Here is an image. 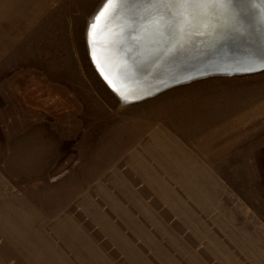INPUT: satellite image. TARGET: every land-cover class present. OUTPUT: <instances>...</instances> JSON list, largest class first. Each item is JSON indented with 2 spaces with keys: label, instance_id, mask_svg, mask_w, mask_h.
<instances>
[{
  "label": "rangeland",
  "instance_id": "374dc122",
  "mask_svg": "<svg viewBox=\"0 0 264 264\" xmlns=\"http://www.w3.org/2000/svg\"><path fill=\"white\" fill-rule=\"evenodd\" d=\"M100 1L63 0L40 28L44 46L24 56L29 62L37 56L62 59L61 84L43 83L56 88L62 104L42 113L29 109L21 120L26 128L44 122L30 130L29 155L24 150L23 161L15 156L9 178L14 197L30 202L29 213L19 219L25 216L31 224L0 225V264L12 245L19 250L17 234H27L26 244L55 245L71 255L102 252L109 264H264V70L200 78L122 105L87 52V20ZM247 110L253 111L246 126L252 136L222 164L231 190L229 208L206 211L190 225L140 227L113 224L102 219V210L86 208V187L146 122L173 121L192 133ZM134 235L143 241H134Z\"/></svg>",
  "mask_w": 264,
  "mask_h": 264
},
{
  "label": "crops",
  "instance_id": "0c3cea01",
  "mask_svg": "<svg viewBox=\"0 0 264 264\" xmlns=\"http://www.w3.org/2000/svg\"><path fill=\"white\" fill-rule=\"evenodd\" d=\"M62 2L0 0L2 226L31 224L25 216L19 219L22 212L31 209L30 202L14 197L13 183L9 178H13L15 156L16 160L23 161L24 150L25 155H29L30 130H39L44 122L24 126L21 120L30 113V107L22 98L29 95L31 87L32 91L43 92V83L47 79L61 84L63 64L60 58L46 61L43 57L32 56L29 62L24 61V56L29 55L28 50H35L32 53L38 54L40 43L43 44L41 47L44 46L40 28ZM47 65L53 68L47 71ZM23 69L42 73L37 75ZM53 89L56 91L55 87ZM252 113V110L232 113L192 133L182 132L173 121L146 122L143 128H137L132 142L125 145L117 158L103 167L100 178L86 184V208L100 209L102 219L125 227L190 225L193 224L190 219L205 217L206 211L229 208L231 190L222 172V164L237 154L242 141L252 136L251 130H246L253 119ZM16 129L21 131L9 135ZM4 130L7 131L3 134L1 131ZM26 236H15L17 242H21L16 244L19 250L13 249L12 245V249L6 252L4 264H109L102 252L81 250L83 252L78 255H71V252L69 255L68 251L56 249L55 245L26 244ZM134 236V241H143Z\"/></svg>",
  "mask_w": 264,
  "mask_h": 264
},
{
  "label": "water",
  "instance_id": "95a60500",
  "mask_svg": "<svg viewBox=\"0 0 264 264\" xmlns=\"http://www.w3.org/2000/svg\"><path fill=\"white\" fill-rule=\"evenodd\" d=\"M98 9H101V1L88 18L92 22V17L97 16L91 34L93 37L98 32L100 38L96 37L93 42L109 49L104 51L110 59L107 60L108 66L114 68L119 81L124 86L131 81L138 91L136 97L125 98L108 86L117 99L125 103L139 101L200 78L264 70V46L258 38L246 39L230 33L228 28L234 20L222 11L220 15L214 14L205 28L191 30L190 20H187L185 37L170 45L154 43L150 34L141 36V47L133 54L118 43L122 31L130 27L129 18L144 17L151 11L153 16L159 14L167 19L165 9L160 8L157 13L154 8L139 5L108 4L97 15ZM158 55L160 58L156 59Z\"/></svg>",
  "mask_w": 264,
  "mask_h": 264
},
{
  "label": "snow or ice",
  "instance_id": "6c2138e0",
  "mask_svg": "<svg viewBox=\"0 0 264 264\" xmlns=\"http://www.w3.org/2000/svg\"><path fill=\"white\" fill-rule=\"evenodd\" d=\"M108 4L139 5L148 9L154 8L157 13L160 8L165 9L167 19L159 14L153 16L151 11L144 17L129 18L130 27L122 31L118 43L120 47L133 54L141 47V36L150 34L154 43L168 45L183 39L186 13H196L202 19H211L214 14L222 11L234 20V24L228 28L230 33L246 39L258 38L264 46V0H101V9H98L97 15L103 6ZM257 5L259 7H256ZM96 19L97 16H93L92 22L88 23L90 55L91 32ZM159 58L158 55L156 59Z\"/></svg>",
  "mask_w": 264,
  "mask_h": 264
},
{
  "label": "bare ground",
  "instance_id": "6f19581e",
  "mask_svg": "<svg viewBox=\"0 0 264 264\" xmlns=\"http://www.w3.org/2000/svg\"><path fill=\"white\" fill-rule=\"evenodd\" d=\"M92 14H93V12L91 13V15ZM217 14L220 15L221 12H218ZM91 15H90V17H91ZM185 16H186V22H188L187 20H190V24H191L190 29L191 30L192 29L196 30L197 28H205V26L206 25L208 26V23H210V20H211V19H202L200 17V15H198L196 13H192V14L186 13ZM88 23H89V20L87 21L86 29H85V39H86L87 52H88L89 58L91 60V63L93 64L97 73L99 74L101 79L104 81V83L107 85V87L109 86L110 88L115 90L116 93L119 94L120 96H123L125 98L136 97L138 91H137V89H134V87L132 85L133 83H131V81H129L130 84L124 86L119 81V79L117 78L118 76H116V74L114 73V68H109V66H108L109 64H108L107 60H110V59H108V54L105 55V52H104V51L109 50V49L107 47H101L100 44H96L93 42L96 37L100 38V33H98V32L96 34H94L95 36H93V37L91 34L92 48H91V55L89 54V48H88L89 33L86 34V30L88 28ZM102 35H104V34H102ZM104 58H105V60H104ZM121 85H123V86H121ZM149 97H151V96H149ZM149 97H146V98H149ZM146 98H144V99H146ZM119 102L122 105L127 104L122 100H119ZM135 102H138V101H135Z\"/></svg>",
  "mask_w": 264,
  "mask_h": 264
},
{
  "label": "trees",
  "instance_id": "16d2710c",
  "mask_svg": "<svg viewBox=\"0 0 264 264\" xmlns=\"http://www.w3.org/2000/svg\"><path fill=\"white\" fill-rule=\"evenodd\" d=\"M43 92H37L36 90L32 91V87L29 95L24 97L23 102L25 105H28L32 111H45L51 110L56 107H60L62 104L61 96L57 95L53 90L43 87Z\"/></svg>",
  "mask_w": 264,
  "mask_h": 264
}]
</instances>
